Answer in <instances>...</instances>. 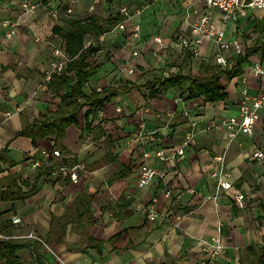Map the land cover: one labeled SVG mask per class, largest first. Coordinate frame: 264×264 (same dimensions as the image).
<instances>
[{
	"label": "crops",
	"instance_id": "obj_1",
	"mask_svg": "<svg viewBox=\"0 0 264 264\" xmlns=\"http://www.w3.org/2000/svg\"><path fill=\"white\" fill-rule=\"evenodd\" d=\"M93 1L81 0L72 15L67 14L70 0H10L0 6V150L9 146L10 159L17 164L9 172H24L29 177L34 162L45 159L31 138L14 135L24 128L25 118L33 121L59 110L61 95L49 89L45 80L54 59L53 45L65 43L54 28H66L72 18L97 15L107 19L99 15L108 9L106 0L100 10L90 14ZM120 1L118 11L125 4L136 10L145 7L128 21L129 26L142 25L140 54L133 55L129 31L113 29L106 34L94 63L97 74L87 92L118 87L126 81L140 87L114 97L92 116L104 132L100 139L94 140V135L83 139L87 108L78 115L80 123L67 129L64 144L71 159L90 168L77 184L64 185V178L43 180L40 191L19 204L13 218L20 217V225L46 237L51 232V215L65 214L77 196L87 192L93 196L96 223L88 232L77 223L70 224L61 243L52 237L49 245L58 252L57 259L51 258L54 264H201L207 257L206 243L218 235L223 250L215 264H264V164L253 158L255 150L264 152V109L253 136L240 134L230 141L227 132L209 129L215 122L239 115L243 86L252 94H264V76L253 74L257 63L264 68L259 47L264 44V10L249 9L247 15L228 23L221 12L214 13L213 21L227 39L241 41L245 54L250 55L240 76L221 79L226 99L207 103L201 98L181 99L175 89L149 98L147 87L153 78L169 76L180 68L201 76L203 60L217 64L210 40L203 42L197 55L175 43L180 34L195 36L192 25L206 7L205 0ZM24 3L36 4L35 13L24 11ZM58 8L59 15L54 16L53 10ZM154 35L164 38L165 50L154 43ZM119 106L122 112L117 111ZM191 121L199 123V134L175 167L162 164L155 156L145 158V152L179 147ZM39 145L52 149L54 144L40 141ZM217 156L226 159L225 171L232 183L227 191H219L218 179L213 177L220 168ZM144 163L165 170L166 178H156L152 185L141 188ZM169 189L173 196L166 198ZM177 194L182 196L180 200ZM238 195L245 196L244 207L236 203ZM157 196L158 217L152 222L142 208Z\"/></svg>",
	"mask_w": 264,
	"mask_h": 264
},
{
	"label": "trees",
	"instance_id": "obj_2",
	"mask_svg": "<svg viewBox=\"0 0 264 264\" xmlns=\"http://www.w3.org/2000/svg\"><path fill=\"white\" fill-rule=\"evenodd\" d=\"M7 1L10 0H0V6ZM107 1L109 10L107 19L97 15L80 19L72 18L66 22V28L60 26L54 28V31L64 39L66 51L71 58L63 74L48 83L49 89L61 95L62 103L57 112H50L33 121L25 118L24 128L14 135V137L31 138L37 148H40V141H50L54 144L53 149L60 151L62 156L57 157L53 154L48 160H41V165L35 168L29 177H24V172L8 171L9 168L17 165L10 159V147L0 150V234L3 236L0 237V264H54L51 259L53 256L45 250L41 241L24 237L31 234L30 227L14 222L13 217L18 213L17 206L25 204L28 199L35 196L40 191L43 180L53 182L63 180L52 177L56 165L79 166L80 175L89 169L88 164L69 157L71 152L64 144L67 129L80 123L78 115L87 108L85 134L82 137L88 140L94 135V140L100 139L104 132L99 124H95L92 116L95 117L98 111L114 97L140 87L126 81L118 87L109 85L100 91L92 88L87 92L91 78L97 74V66L94 65L96 56L103 47L102 42L96 41L87 48L88 42L91 39L99 40L124 20L120 9L119 11L114 9L118 0ZM259 47L264 53V44ZM249 55L247 51L243 56H239L233 62V66L227 69L203 60L200 67L201 76L192 72L186 73L183 68L170 73L169 76L161 74L148 82L149 98L156 97L169 89H175L181 99L201 98L207 103L223 101L227 94L221 79L240 76ZM108 156L111 157L112 162L117 159L114 154ZM6 172L8 174H5ZM64 179V185L71 183L70 178ZM92 206L93 196L81 192L65 214L51 215V232L42 239L50 244L51 238L55 237V240L61 243L68 233L69 225L75 223L84 228V232H88L90 226L96 223ZM25 252L28 253V258Z\"/></svg>",
	"mask_w": 264,
	"mask_h": 264
},
{
	"label": "built area",
	"instance_id": "obj_3",
	"mask_svg": "<svg viewBox=\"0 0 264 264\" xmlns=\"http://www.w3.org/2000/svg\"><path fill=\"white\" fill-rule=\"evenodd\" d=\"M81 0H70V4L67 8V14L72 15L75 13V8ZM147 3H151L152 0H146ZM206 7L199 14L200 17L192 25L193 38L180 34L175 38L176 45L183 50H192V52L197 55L199 54L200 47L202 46L205 40H210L213 43L214 48V59L218 65H221L224 68H231L233 62L239 56L245 54L244 45L239 40H228L224 30H220L214 23V13L221 12L223 14V19L225 22H231L232 20H237L241 15H247L249 9H258L264 10V0H205ZM103 0H94L90 5L88 12L90 14L96 13L102 6ZM23 10L30 13H35L37 5L32 3H24L22 6ZM132 6L130 4H125L120 8L121 14L124 16L122 20L114 30L118 31H129L130 39L129 42L132 44V52L134 56L140 54V43L142 40V25L141 23L133 24L129 26L128 21L132 20L133 16L140 15L144 8H138L136 13H132ZM53 15H59V8L53 10ZM13 31L9 34L11 37ZM105 36H102L97 39H91L87 48L96 41L102 42L105 41ZM154 43L159 46L162 50L167 48L164 38L161 35L153 36ZM53 54L54 59L47 68L45 72V80L47 83L52 81L56 76H60L66 70L68 63L71 61L69 54L66 51L65 43L62 42L61 45H53ZM253 74L256 77L264 76V68L261 63H257L254 66ZM246 81V79H244ZM99 91L102 88L98 89ZM241 99L239 105V115L236 117H229L222 119L219 122L209 126L210 130L227 132L228 138L230 141H234L240 134H246L253 136L256 126L260 120V111L264 109V94L256 95L252 94L248 87L245 85L241 89ZM181 99H178L180 101ZM118 112H122V107L117 108ZM185 115L189 116V112L186 110ZM11 116V114H8ZM199 123L197 121H191L188 130L185 133L184 139L182 140L179 147L174 148L171 151L160 148L156 149L154 152H145V158L148 159L152 156H155L159 159L162 164H168L175 167L177 161L184 157L187 153V149L191 147L195 139L199 134ZM40 153L45 157V160L51 155L61 157V152L58 150L49 149L47 147L39 148ZM253 158L261 161L264 164V152L261 149H257L253 152ZM215 160L218 162L220 168L213 173V177L218 179V190L227 191L232 188L230 174L225 171L226 159L224 156H217ZM41 165L40 160H36L33 164L34 168H37ZM79 166H68V165H56L52 171L53 178H70L73 183H79L80 173ZM167 176L165 170H161L157 167L151 166L148 163H144L140 169V181L139 185L141 188H146L153 184L156 178L164 179ZM166 198L173 196L172 190H167L164 193ZM177 200L182 198L181 195H176ZM244 195H238L236 197V203L241 207H244ZM159 202V197L152 198L151 202L142 209L147 213V217L150 221L154 222L157 220V204ZM16 224L22 222L20 217L14 218ZM0 237L3 236L0 234ZM29 239L39 240L43 243L47 250L55 255V251L47 244L43 239H41L35 233H31L27 236H24ZM223 250V240L220 235L212 238L210 242H207L204 248L206 258L202 261L201 264H215L218 257L221 255Z\"/></svg>",
	"mask_w": 264,
	"mask_h": 264
},
{
	"label": "rangeland",
	"instance_id": "obj_4",
	"mask_svg": "<svg viewBox=\"0 0 264 264\" xmlns=\"http://www.w3.org/2000/svg\"><path fill=\"white\" fill-rule=\"evenodd\" d=\"M91 2V0H86V3H90ZM107 4H108V1L106 0L105 1ZM121 1L120 0H118L117 2H116V4H115V6H114V9L116 10L117 9V6H119L118 4H122V3H120ZM83 7H85V4H83ZM122 7V5L120 6V8ZM100 10V9H99ZM133 11L135 10L136 11V8H133L132 9ZM133 11H132V13H133ZM104 15L106 18L109 16V10L108 9H106L105 11H99V15ZM102 15V16H103ZM126 32V31H125ZM62 44V42H60V43H58L57 45H61ZM131 48V47H130ZM132 50V49H131ZM8 206V205H7ZM35 235H39V237L42 239L43 237H42V234H40L39 232H36V234ZM50 246V245H49ZM56 253V255H58V252L55 250V248H53L52 246H50ZM45 250L47 251V252H49L48 250H47V248H45ZM50 253V252H49ZM52 256H53V258L54 259H56V257H55V255H53V254H51ZM25 256L28 258V253L27 252H25Z\"/></svg>",
	"mask_w": 264,
	"mask_h": 264
}]
</instances>
